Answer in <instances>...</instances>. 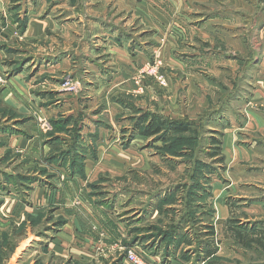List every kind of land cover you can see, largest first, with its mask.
I'll use <instances>...</instances> for the list:
<instances>
[{
	"label": "crops",
	"instance_id": "0c3cea01",
	"mask_svg": "<svg viewBox=\"0 0 264 264\" xmlns=\"http://www.w3.org/2000/svg\"><path fill=\"white\" fill-rule=\"evenodd\" d=\"M64 3L65 0H0V71L7 76V82L0 85V109L11 110L17 115L9 118L0 111V142L7 145L4 149L11 148L12 154L17 153L25 159L18 168L0 167V180L4 179V173L42 178L38 171L33 172L39 168L45 170V174L52 173L56 184L53 190L50 188L52 196L58 195V201L66 202L64 200L69 201L70 197L68 187L76 184L71 190L75 196V192L84 189L90 179L89 182L94 183L92 181L102 171L110 172L111 168L124 164L119 155V142L122 136H127V131L122 134L117 124L126 130L131 128L130 118L135 114H126L139 105L134 104L129 94L152 93L154 86L150 77L138 81L142 68L153 59L151 56L161 60L169 93L172 89V94L179 98L173 108L177 113L173 114L189 116L196 121L206 116V123L221 125L224 140L228 138L227 144L231 146L229 156L233 152V129L237 131L235 135L238 130L254 132L257 136L264 134V0H123L124 4L138 5L136 14L142 17L141 23L147 29L153 30L159 45H148L143 36L137 38L129 34L126 26L116 28L98 19L92 30L85 31L89 40H83L84 35L79 38L82 46L76 54H69L68 48L55 51L53 47L56 30L66 33L65 30L75 26L74 18L68 15L64 18L65 11L71 9ZM124 9L128 11L126 7ZM16 15L28 19L26 30L17 34ZM90 38L96 39V45ZM64 39L68 41L67 36ZM66 74L79 78L82 85L79 95L60 89L59 84ZM160 91L161 95L165 89ZM184 103H187L185 108ZM212 109H216L215 112ZM63 118L72 119L68 129H72L73 121L79 119L78 142L81 145L70 150L64 164L57 156L72 145V133L52 132V124ZM223 120H227L226 127ZM244 134L248 136V133ZM55 138L62 142L54 141ZM132 139L131 146L148 138L137 134ZM252 139L258 141L254 150L259 149L256 151L260 154L264 148L263 140ZM110 142L112 146L107 148ZM128 148L124 150L128 151ZM78 153L84 156L82 176L77 166L71 164V159ZM223 154L227 164L228 154L224 149ZM60 179L64 181L60 183ZM21 182L18 180V184L7 186L1 180L0 194L14 191L23 195L25 192L26 199L29 187L31 192L48 194L47 198H51L46 181L42 185L37 181L24 182V185H20ZM98 203L100 230L95 233L98 237L92 244L102 243V237L104 241L109 240V244L116 243L124 235L125 241H130L133 221L122 218L117 221L111 214L115 210H108L114 206L107 199ZM230 210L227 202L222 203L221 219L229 218ZM218 214H215L216 222L220 219ZM146 220L140 218L136 225L144 226ZM58 234L53 248L64 251L63 239L70 240V237L66 233ZM77 235L79 238L86 236L84 233ZM162 252L147 254L150 262L194 264L192 258L191 261L181 259L179 252L168 257ZM226 254L222 247L218 249L217 255L228 256ZM210 260L196 264H208ZM123 264L129 263L124 260Z\"/></svg>",
	"mask_w": 264,
	"mask_h": 264
},
{
	"label": "rangeland",
	"instance_id": "374dc122",
	"mask_svg": "<svg viewBox=\"0 0 264 264\" xmlns=\"http://www.w3.org/2000/svg\"><path fill=\"white\" fill-rule=\"evenodd\" d=\"M65 1L66 3L64 4H67L65 6L67 8L71 7V9L69 12L65 11L64 18L66 15L74 18L75 26L65 30L66 33L60 29L54 32L56 40L53 47L55 51L61 50V48H68L69 54H76L80 49L79 47L82 46L79 38L84 35L83 40H89V34L86 35L85 31L92 30L95 20L98 19L103 23H110L116 28L118 26H126L129 34H133L137 38L143 36V41L148 45H159L158 39L153 36V30L151 28H148V30L141 23L142 17L136 14L135 8H138L137 4L133 7L128 5L129 3H122L123 0ZM100 5L101 8H99ZM79 11H82V13L79 14ZM20 29L18 27L16 34L22 32ZM79 32L80 34H78ZM63 36H67L68 41ZM90 39L91 43L95 44L94 41L96 39ZM151 58H153L151 61L159 59L157 56H151ZM162 68L163 64H161V72L165 75ZM67 75L64 78L72 77L75 81H79V78L74 77V75ZM165 77L166 83L161 84L152 75L143 76L142 80L149 78L153 82L154 89L149 95H139L140 93L129 94V98L133 99L134 104L139 105V107L135 108L133 112L131 110L130 112L132 113L129 112L126 115L140 114L141 116L143 112L149 111L159 114L168 120L189 118V116L176 117L173 114L177 113L173 108L179 98L172 94V89L171 93H169V82L166 75ZM64 78H62L59 87ZM79 84L82 89L80 81ZM160 89H165L164 92L162 91L163 95L159 94L161 92ZM78 93L80 94L81 91L70 94L76 95ZM183 107H187V103H184ZM136 109H139V111ZM181 109V111L184 110L183 108ZM1 110L9 118L17 116L11 110ZM214 110L216 109L211 111ZM234 115L238 114L234 112ZM110 116H113V113H110ZM106 119H109V116H106ZM189 120L193 119L189 118ZM206 120V116L204 119L200 118L197 120L199 128H197L196 133L198 134L195 132L187 133V135L195 134L200 138L196 144L194 143L187 148V150L192 148L195 152L187 151L182 153L181 157L161 155L156 148L150 145L151 138L144 142L136 141L131 146L133 139H130V130H126L123 126L117 124L118 131H121L122 134L127 131V136H122L121 142H119V144L121 143L119 155L122 156L124 164L121 163L119 167L111 168L110 172L102 171L92 181L94 183H90L91 179L89 178L87 186L81 189L83 191L82 194L81 190L75 192L76 195L79 193L78 197L76 195L73 196V192H71V190L75 189L76 184L68 187L69 201L60 202L58 201V195L52 196L53 192L51 189L53 190L56 186L52 179V173L48 172V174H45L39 168L33 172L38 171V174L44 179L40 177L37 179L36 177L32 178L31 182L37 181V183L42 185L46 181L48 188L52 187L50 190L48 189L51 191V198H47L48 194H44L45 196L41 195V193L37 195L36 192H31L29 187H27V194L29 192V195L26 199H24V190L23 195L14 191L0 194V242L2 246L0 249V264H123L125 252L128 249L135 250L146 261L152 263L147 254H154L145 249L146 245L125 241V235L116 243L111 242L109 244V240L104 241L105 238L102 237L106 244L103 241L98 243L100 247H98V244H92L94 239L98 237L95 233L100 230L98 225L100 219L98 216H101V214L98 202L103 199L112 202L114 207L113 209L108 208V210H115L111 214L117 221L122 218L132 222L145 217L147 219L145 225L154 226L155 228L168 227L182 218L183 214L196 210V217L199 218V222L214 225L213 243L218 249L222 247L223 252L228 255L223 257L216 255L217 258L211 259L208 264H264V246H260L256 242L252 246L241 245L236 236H234L235 233L229 227L231 225H234L235 228L244 226V232H247V230L252 231L250 228L254 226L256 227L255 232H258L255 234L260 235L264 239V203H259V201L264 202V148L261 149L259 154L256 151L259 149L255 148L256 150H254V145L258 141L252 139V137H258L264 143V134L257 136L254 132L239 131L237 129L238 134L235 135L237 131L234 132L233 129L231 132L234 135L232 140L233 152L231 151L229 156L228 148L231 146L229 147L227 144L228 138L224 140L225 136L221 132L222 126L216 123H206ZM223 121L226 127L228 125L226 123L227 120ZM236 127L234 126L233 128ZM244 133H248V136ZM211 136H216L221 140L220 154L224 158L223 169L219 176H215L212 180L210 179L213 196H208L204 204L198 209V206L192 203V195L189 197L188 191L195 187L193 186L195 180H201L204 185L207 181L202 178L203 175L196 177L198 174L196 170L202 168L201 163H205L212 168H219L218 166H220L219 157L212 158L210 155L215 150V147L210 144L208 139ZM4 146L7 145L4 142H0V167L11 169L21 166L25 159L23 160L22 156L17 153L12 154V149L8 147L4 149ZM111 146L110 142L107 148ZM125 148L129 150H124ZM223 149L225 154H228L229 159L226 156L227 164H225ZM122 161L119 160V162ZM79 174L81 176L84 175L80 172ZM63 181L60 179V183ZM27 183L30 184L29 182ZM184 184L190 190L186 189L185 192L178 191L176 196H174L177 200L168 203L171 205H165L164 208H167L165 209L167 210L166 212L153 209V199L156 194H164L170 188ZM226 202L233 212L230 210L229 218L223 220L221 219V205ZM217 212L220 219L216 222L215 214ZM213 216L214 218L212 219ZM229 219L234 220L229 223ZM77 226H80V229H77ZM223 230H225L224 234ZM59 232L60 234L66 233L70 237V240L63 239L64 251H58L52 245L55 242L54 240L58 238ZM7 233L8 238L3 241L5 238L4 234ZM77 233H84V236L85 234L86 236L85 238H79ZM204 238H207V235ZM59 239L61 238L59 237ZM144 242L147 243V240L144 239ZM46 244L47 246H44ZM183 248L186 249V247ZM187 248L192 249L194 247Z\"/></svg>",
	"mask_w": 264,
	"mask_h": 264
},
{
	"label": "trees",
	"instance_id": "16d2710c",
	"mask_svg": "<svg viewBox=\"0 0 264 264\" xmlns=\"http://www.w3.org/2000/svg\"><path fill=\"white\" fill-rule=\"evenodd\" d=\"M11 1L16 2L19 0ZM15 21L19 22V27L21 28L20 30L24 32L28 22L27 17L23 16L22 18H20L18 17V15H16ZM136 110L139 111V109ZM130 119L132 120V125L130 128V139L135 137L137 134L144 135L147 138H151L152 141L150 145L156 148V150L161 155L181 157L182 153H186L187 151L195 152L194 149L189 148V150H187V148L194 143L196 144L200 138L195 134L187 135V133H196L197 128H199L198 122L189 120V118H185L183 120H168L167 118H164L159 114L151 113L149 111L143 112L141 116L140 114H135ZM71 121V118H63L55 121L52 124V132L59 131L72 133L71 135L73 137V142H70V144L72 145L66 152H61V154L57 156V158L61 159V162L63 164L64 161H67L69 159V155L71 153L70 150H74L75 147H81L80 143L78 142L80 138V121L79 119H75V123L72 129H68V125L71 123ZM208 139L210 144L215 147L214 152H212L210 155L212 158L219 157L218 161L220 166H218L219 168H212L205 163H201L202 168H198L196 170L198 173L196 177H200V175H203L202 178H205L204 180L207 181L204 185L201 180H195V182L193 183V186L195 187L192 188L191 191H188V193L190 194L189 197L192 195V203L198 206V209L201 207V205L204 204L207 197L212 195L210 179L212 180L215 176H219V173L223 169L222 164L224 158L223 155L220 154L221 140L216 136H211V138ZM54 141L58 143L62 142L59 138H55ZM71 164L76 165L79 172L83 173L84 156L80 153L76 154L71 159ZM42 171L45 173V170ZM3 177L4 179L1 180L4 181L7 186H9V184L11 183L18 184V180L22 181L20 185H24V182H30L32 179L27 176L15 177L6 173L3 174ZM94 185L96 186V184ZM186 189L190 190V188L186 184H184L174 186L164 194H156L153 199V209H158L160 211L166 212L167 210L165 209L167 208H164L165 205H171L168 203H171L172 201L175 202L177 200L176 198H174V196H176V193L178 191L185 192ZM196 215V210L183 214L182 218H180L177 222L164 228H155L154 226L147 225H136V221H139V219L133 221L132 224L130 223L132 226L129 233L133 234V238H131L130 243H139L142 245H146L145 249L155 255H159L161 250H163L162 254L165 257H168L169 255L173 256L179 252V257L181 259L191 261L192 258V260L194 259V264L203 260L205 261L207 259H213L216 257L218 252L217 246L213 243V237L215 234L214 225L199 222V218H197ZM144 218L145 217L141 219L144 220ZM233 220L234 219H229L228 222L232 223ZM229 227L231 231L235 233L234 236H236L241 245L252 246L253 243L256 242L260 246H264V239L260 235L258 236V234H255L258 233L255 232L256 227L252 226L250 228L252 231L247 230V232H244V226L235 228L234 225H231ZM205 235H207V238H204ZM4 237L5 238L3 241L7 240L8 233L4 234ZM144 239L147 240V243L144 242ZM7 245H9V243H7ZM44 246H47V244ZM191 246H193L194 248H187ZM183 247H186V249ZM1 248L2 246L0 242V249Z\"/></svg>",
	"mask_w": 264,
	"mask_h": 264
},
{
	"label": "built area",
	"instance_id": "2783aa9c",
	"mask_svg": "<svg viewBox=\"0 0 264 264\" xmlns=\"http://www.w3.org/2000/svg\"><path fill=\"white\" fill-rule=\"evenodd\" d=\"M161 64L162 62L159 59H155L154 61H149L145 64V66L140 71L139 80L145 75H152L156 77L161 84L166 83V77L161 72ZM6 82V75L4 72L0 71V84H4ZM79 81H75L72 77L64 78L61 83L60 89L65 92L76 93L80 90ZM126 255L124 260L129 262L130 264H152L146 261L143 257H141L135 250L128 249L126 250Z\"/></svg>",
	"mask_w": 264,
	"mask_h": 264
}]
</instances>
